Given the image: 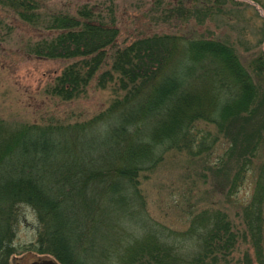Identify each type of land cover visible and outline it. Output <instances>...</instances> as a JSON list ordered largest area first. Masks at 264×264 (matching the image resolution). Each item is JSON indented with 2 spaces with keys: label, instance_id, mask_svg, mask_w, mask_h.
I'll return each mask as SVG.
<instances>
[{
  "label": "trees",
  "instance_id": "trees-1",
  "mask_svg": "<svg viewBox=\"0 0 264 264\" xmlns=\"http://www.w3.org/2000/svg\"><path fill=\"white\" fill-rule=\"evenodd\" d=\"M188 2L163 17L201 25L238 5ZM0 6L43 32L29 34L28 56L66 62L46 100L72 103L95 83L115 96L85 120L53 115L15 129L0 118V264H12L23 206L39 222L38 253L59 264H264V53L243 63L228 42L196 31L120 43L109 7L56 14L42 11L41 0ZM171 153L186 154L198 179L225 197L255 171L259 188L240 206L239 223L209 206L189 213L182 234L147 222L141 177Z\"/></svg>",
  "mask_w": 264,
  "mask_h": 264
},
{
  "label": "rangeland",
  "instance_id": "rangeland-1",
  "mask_svg": "<svg viewBox=\"0 0 264 264\" xmlns=\"http://www.w3.org/2000/svg\"><path fill=\"white\" fill-rule=\"evenodd\" d=\"M180 1L189 5L188 0H41V4L42 11L56 14H73L84 4L104 9L105 12L109 7L114 14L113 22L120 28V43L140 38L142 33L184 34L196 31L200 37L228 42L243 63L264 53V0H233L238 5L229 4L222 13L201 25L192 20L184 24L175 18L163 17L165 9ZM5 13L0 6V118L4 124L16 129L25 124L43 123L53 115L66 120L72 117L85 120L109 108L115 99L113 92L97 88L94 86L96 83L83 98L72 103L46 100L43 90L51 84L56 72L63 70L66 62L28 56L25 43L31 37L29 34L34 38L43 32L26 27ZM106 20L110 22V16ZM54 102L58 103L57 107ZM210 129L214 131L215 127L210 126ZM218 144L214 157L222 152V143ZM164 161L153 173L141 177V189L147 198L149 216L146 215V218L148 223L163 224L178 234L189 228L190 212L207 206L227 211L239 223L236 216L238 212L241 213L240 206L250 204L259 188L255 171L249 170L236 191L225 197L213 193L198 179V167L190 163L186 154L171 153ZM254 170H258V167ZM195 183L197 190L189 192ZM20 213L12 243L14 255L11 263L16 258L29 255L55 260L50 255L38 253L39 222L33 209L23 206ZM137 237H141V234L137 233ZM243 250L244 247L236 254Z\"/></svg>",
  "mask_w": 264,
  "mask_h": 264
},
{
  "label": "water",
  "instance_id": "water-1",
  "mask_svg": "<svg viewBox=\"0 0 264 264\" xmlns=\"http://www.w3.org/2000/svg\"><path fill=\"white\" fill-rule=\"evenodd\" d=\"M32 261L33 264H58L55 260L50 257H38V256H27L22 259H14L13 264H23V262L28 263Z\"/></svg>",
  "mask_w": 264,
  "mask_h": 264
}]
</instances>
